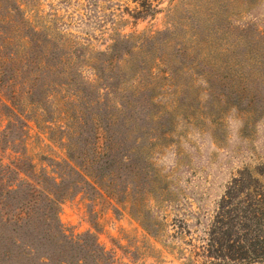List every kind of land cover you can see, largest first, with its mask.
<instances>
[{
  "label": "rangeland",
  "instance_id": "1",
  "mask_svg": "<svg viewBox=\"0 0 264 264\" xmlns=\"http://www.w3.org/2000/svg\"><path fill=\"white\" fill-rule=\"evenodd\" d=\"M0 43L21 176L51 194L69 134L90 182L26 264H264V0H0Z\"/></svg>",
  "mask_w": 264,
  "mask_h": 264
},
{
  "label": "trees",
  "instance_id": "2",
  "mask_svg": "<svg viewBox=\"0 0 264 264\" xmlns=\"http://www.w3.org/2000/svg\"><path fill=\"white\" fill-rule=\"evenodd\" d=\"M3 46L4 44L0 43V48ZM115 46L116 43H113L109 52L106 54H111V52L115 50ZM9 56H13V53L11 52ZM3 57L4 53L0 52V59ZM4 59H7V57H4ZM26 62L27 65L30 63L28 61H25L24 63ZM0 73H6V70H1ZM0 82H2L1 79ZM9 101L10 100L8 99H0V263L16 259L14 264H26L28 258L35 249L30 244L33 243L29 240L31 236H37L39 240L40 238H47L52 247V253L57 249L60 250V236L67 237L57 216V205L60 198L57 187L62 182L60 178L61 176H59L58 173L65 174L64 171L67 169L71 173H75L78 177H81L84 182H90L84 178L86 177L85 171L81 170V167L85 169L86 167L84 165L81 166V164L75 160L74 153L72 152L73 144H71L67 138V135L69 134L65 136L67 140L65 145H68L66 147V158L62 161L52 160L51 169H54L52 172L57 176H46L53 182V185L56 186L51 194L46 195L43 194L42 190H37L36 186H34L36 185V182H30V178L25 180L21 175L28 177V171H34L35 167L31 161L24 166V159L26 160L24 154L26 146L23 145V152L21 150L15 151L13 148L16 147L15 143L23 142H21V140L16 141L15 138L10 140V135L15 127L18 128V119L21 120L19 131L24 138V130L28 132L30 127L28 126L26 119L15 110ZM49 127L50 128L48 129L52 130L51 126ZM67 127H60V130L69 133L68 131L70 128L69 126ZM65 128H67L66 131H64ZM94 138L97 140V134L94 135ZM96 149L97 148H94V146L91 148V158H93L88 163V158H86V166H90L91 164L95 165L98 160L103 157L104 152ZM5 159H7V162L4 161ZM107 162L110 164V161L106 160V163ZM44 173L47 174L48 171L43 168L38 175ZM12 175L13 178H11ZM56 178H60V180L57 181ZM47 180L44 179V182L47 183ZM77 183L78 182H76V184ZM39 194L45 196L47 200V202H44L47 204L44 210L40 207L43 202H37L36 196ZM20 197H22V200H19ZM10 198L16 202H8V199ZM43 243L44 242L40 241L39 245H42ZM52 255L53 254L49 253L47 255H42L39 257V262L40 258L43 259L41 260V263L50 262L53 257ZM61 263L62 262L59 264Z\"/></svg>",
  "mask_w": 264,
  "mask_h": 264
}]
</instances>
